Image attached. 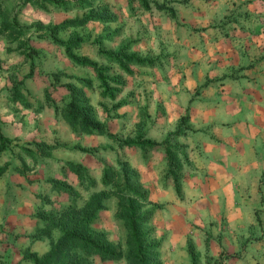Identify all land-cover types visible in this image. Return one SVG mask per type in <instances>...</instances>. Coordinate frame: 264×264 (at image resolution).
Masks as SVG:
<instances>
[{
    "label": "rangeland",
    "instance_id": "1",
    "mask_svg": "<svg viewBox=\"0 0 264 264\" xmlns=\"http://www.w3.org/2000/svg\"><path fill=\"white\" fill-rule=\"evenodd\" d=\"M62 1L0 0V135L7 141L4 148L0 141V264H32L25 254L44 255L59 235L45 225L48 216L66 205L81 209L101 191H116L123 165L136 175L131 186L145 194L139 215L147 222L141 229L160 244L162 264L165 236L152 218L162 206L155 194L164 190L152 184L163 175L150 164L159 153L137 143L165 138L173 145V136L184 134L183 125L177 131L168 123L177 120V111L167 102L168 92L182 87L183 79L168 75L186 68L178 60V30L200 15L202 0H146L147 7L141 0ZM155 5L171 7L174 16ZM67 43H73L72 54L107 68V86L116 91L111 99L102 95L92 70L68 60ZM99 50L120 53V61L108 63ZM74 94L75 110L86 108L101 134H86L64 119L65 104ZM69 164L83 172L77 176ZM105 169L111 170L108 186L101 183ZM170 176L175 181L179 174ZM60 181L74 192L57 190L53 184ZM99 203L90 229L104 232L124 255L117 199ZM196 228L185 237L189 264H199ZM82 264L125 261L93 256Z\"/></svg>",
    "mask_w": 264,
    "mask_h": 264
},
{
    "label": "crops",
    "instance_id": "2",
    "mask_svg": "<svg viewBox=\"0 0 264 264\" xmlns=\"http://www.w3.org/2000/svg\"><path fill=\"white\" fill-rule=\"evenodd\" d=\"M201 4L178 30L186 68L168 75L183 79L168 92L177 120L167 122L184 134L162 138L167 151L150 147L163 175L152 185L164 190L152 223L165 236L162 264H189L193 226L199 264H264V0Z\"/></svg>",
    "mask_w": 264,
    "mask_h": 264
},
{
    "label": "trees",
    "instance_id": "3",
    "mask_svg": "<svg viewBox=\"0 0 264 264\" xmlns=\"http://www.w3.org/2000/svg\"><path fill=\"white\" fill-rule=\"evenodd\" d=\"M51 4L60 5L62 0H43ZM143 6L147 7L146 0H141ZM158 10H164L171 17L174 12L171 7L164 5H155ZM70 44L63 46L64 53L68 60L76 66L86 67L93 71L95 78L102 87V95L108 96L110 99L114 96L113 89L107 86L106 77L104 73L107 68L97 66L94 62L85 57H78L70 52ZM100 55H104L108 63L119 62L120 53L112 55L103 50H99ZM129 57L128 60H132ZM69 86H67L68 88ZM72 94V93H71ZM70 95L68 102L65 104V112L63 117L71 126L78 125L80 130L86 134L98 133L101 134V129L97 127L92 118L91 113L83 108L75 110L78 100ZM1 147L4 148L6 139L0 135ZM135 144V143H134ZM140 148L144 146L159 147L162 146L164 151H167L168 143L166 140L160 143H151L143 141L137 143ZM77 176L83 172L78 166L69 164ZM105 169L101 177V183L104 186L109 185V178L111 176ZM119 181L115 185L116 191L104 190L93 195L84 207L77 209L76 207L66 205L61 208L55 215H49L45 225L49 229H57L59 233L57 239L52 242L49 250L42 256L38 257L34 253H27L24 255L26 261L32 264H82L89 257H97L101 261H118L124 259L125 264H161L159 260L158 242H153L149 238V232L142 231L141 226L147 222L146 216H140V203L145 199V194L139 193L130 184V179L135 178V173H131L125 165L122 166L118 173ZM57 190L72 193L74 192L63 181L55 182L53 184ZM176 194L179 193L177 184L174 185ZM113 196L117 199L115 217L123 223L125 229V246L126 252L124 255L119 250L114 248L106 239V235L101 231H93L90 229V223L94 217V212L99 202Z\"/></svg>",
    "mask_w": 264,
    "mask_h": 264
}]
</instances>
